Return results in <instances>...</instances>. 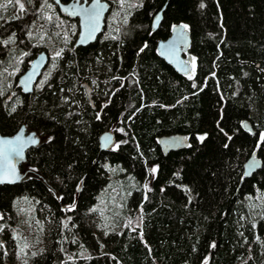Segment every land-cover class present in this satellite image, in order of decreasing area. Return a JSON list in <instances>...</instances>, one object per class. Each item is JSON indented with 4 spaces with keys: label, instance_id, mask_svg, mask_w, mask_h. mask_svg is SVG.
I'll list each match as a JSON object with an SVG mask.
<instances>
[{
    "label": "trees",
    "instance_id": "trees-1",
    "mask_svg": "<svg viewBox=\"0 0 264 264\" xmlns=\"http://www.w3.org/2000/svg\"><path fill=\"white\" fill-rule=\"evenodd\" d=\"M40 1L0 23V38L16 39L11 49L0 42V66L15 71L0 86V134L25 125L40 140L19 183L0 185V225H13L19 198L52 223L28 264H264V0H130L117 31L86 47L64 36L63 22L76 24L52 3L59 19L50 45L64 52L40 89L24 95L15 83L40 50L27 35ZM105 1L114 10L117 1ZM174 25L190 34L187 76L156 54ZM105 131L115 142L100 152ZM171 134L188 135L189 146L163 156L157 140ZM255 148L261 167L244 178ZM109 186L136 225L98 228L95 206ZM8 260L0 247V264Z\"/></svg>",
    "mask_w": 264,
    "mask_h": 264
},
{
    "label": "water",
    "instance_id": "water-1",
    "mask_svg": "<svg viewBox=\"0 0 264 264\" xmlns=\"http://www.w3.org/2000/svg\"><path fill=\"white\" fill-rule=\"evenodd\" d=\"M59 10L68 18L76 19L78 25V35L75 40V47H86L96 41L103 30L104 18L110 10V5L104 0H71L68 3H56V0H50ZM95 5V8L93 7ZM165 6L161 8L151 20V30L155 31L162 20V12ZM87 10V12H85ZM99 13V19L89 16L88 13ZM158 18V19H157ZM95 31H92L93 27ZM183 25H174L170 29L169 36L164 40H158L156 43V54L169 65L177 74L187 76L192 73L194 59L189 53L190 34L182 27ZM91 33V34H90ZM49 57L45 51H41L29 63L27 69L17 77L16 85L24 95H29L34 91L35 85L47 66ZM29 89L25 91V89ZM243 130L254 135L255 130L249 121L243 122ZM35 141V142H33ZM39 137L33 131H28L25 125L11 136L0 134V179L4 182L0 185H15L21 180L20 165L26 158V152L37 146ZM98 147L100 152L108 151L115 142L114 134L105 131L98 137ZM158 147L163 156L169 152H175L185 149L189 146V136L181 134L164 135L157 140ZM261 167V161L257 156V148L242 165V174L244 178L251 177ZM152 172V171H151Z\"/></svg>",
    "mask_w": 264,
    "mask_h": 264
},
{
    "label": "rangeland",
    "instance_id": "rangeland-1",
    "mask_svg": "<svg viewBox=\"0 0 264 264\" xmlns=\"http://www.w3.org/2000/svg\"><path fill=\"white\" fill-rule=\"evenodd\" d=\"M116 1L117 5L106 18L107 27L105 25L103 31L104 37L112 31H117L119 26L124 23V10L126 7L131 5L130 0ZM32 2L33 0H31V2H29V0H21V3L24 4V11H21L19 9V5L15 3V0H0V23H2L4 20H15L13 17V13L15 12H21V14H30L29 9L32 5ZM48 5L51 6L49 7ZM48 5L44 4V0H41L40 3H37L35 6V15H33L35 19L34 22L29 24L27 34L32 39V43L29 44V47L37 49L39 48L40 50L41 48L46 47L48 51H45L44 49L43 50L49 57L48 64L43 70L34 90L40 89V87L48 78L52 68L54 67L53 61L56 59V57L58 58L56 53L60 52L61 57L64 52L63 45H58L57 47H52V45H50L51 37L54 32V27L51 26L50 23L58 21L59 17L52 12L54 5L50 0H48ZM48 16H51V20L47 19ZM76 27L77 31L73 30L74 26H72L71 23L63 22L62 32L64 36L66 37L68 32L71 31V39H74L75 36L77 38L78 25ZM9 40V43H4V41ZM0 42H3V44L9 49L16 47V39L14 38L13 34H9L3 38H0ZM25 52L27 51H22L23 56ZM14 73L15 71L10 65L5 67L0 66V86L2 88L7 80V77H12ZM121 82H123V80H121ZM8 96H10V93H8ZM110 130L112 131V129ZM120 198H122V195H120L118 190L113 186L107 187L103 193L99 194L98 201L95 206L98 210L95 220H97L98 228L104 233L111 229L115 230L119 226H124L125 224H130L131 226L137 224L135 217L121 216L122 208L120 204ZM34 210L35 206L32 202L25 201L24 198H19L13 204V225L9 226L8 228H4L3 225H0V247L3 251V257H5L6 260L11 258L12 264H28L32 257L38 256L41 253L42 244L45 241L44 235H49V225L52 223L48 222L47 225V222L45 221L44 223L40 222V220L33 213ZM118 218L119 222L115 224V221ZM5 229H7L9 232L7 241L3 240L2 238ZM11 260H8V262Z\"/></svg>",
    "mask_w": 264,
    "mask_h": 264
},
{
    "label": "snow or ice",
    "instance_id": "snow-or-ice-1",
    "mask_svg": "<svg viewBox=\"0 0 264 264\" xmlns=\"http://www.w3.org/2000/svg\"><path fill=\"white\" fill-rule=\"evenodd\" d=\"M29 2H31V0H29ZM15 3L16 4H18L19 5V9L21 10V11H24V4L23 3H21V0H15ZM56 3L58 4L59 3V0H56ZM44 4L45 5H48V0H44ZM49 7L51 6V5H48ZM94 8H95V5L93 6ZM201 7H204V5L203 4H201ZM85 12H87V10H85ZM88 15L89 16H94L95 17V19H99V13L98 12H95V13H88ZM47 19L48 20H51V16H48L47 17ZM158 19V18H157ZM95 27H98V25H96V26H94L93 27V29H92V31H95ZM182 27H184V28H187V25H184V26H182ZM91 34V33H90ZM10 42V40L9 41H4V43L5 44H7V43H9ZM60 55V52H57L56 53V56H59ZM190 79H191V77H189ZM194 87H195V85H193ZM29 89H25V91H28ZM0 94H2V93H0ZM13 110H15V109H13ZM262 138H264V136H262ZM198 139L199 140H201V141H203L204 140V136H200V137H198ZM33 142H35V141H33ZM156 168L155 167H153L152 169H151V171L154 173V172H156ZM4 182V180L3 179H0V183H3ZM74 207V206H73ZM66 210H72V208L71 207H69L68 209H66ZM215 245H213V247H214Z\"/></svg>",
    "mask_w": 264,
    "mask_h": 264
},
{
    "label": "flooded vegetation",
    "instance_id": "flooded-vegetation-1",
    "mask_svg": "<svg viewBox=\"0 0 264 264\" xmlns=\"http://www.w3.org/2000/svg\"><path fill=\"white\" fill-rule=\"evenodd\" d=\"M88 1H89V0H87V2H88ZM104 1H105V0H104ZM106 2H107V1H106ZM107 3H108V2H107ZM108 4H109V3H108ZM109 5H110V10H109V12L106 14V16H105V18H104V26H103V30H102L101 34H102L103 31H104V28H105V25H106V18H107V16H108V14H109L111 11H113V8H112L111 4H109ZM56 15H57V14H56ZM73 20H74V23H75L76 26H77V20H76V19H73ZM42 51H43V50H42ZM39 52H41V50H39L38 52H36V54L39 53ZM36 54H35V55H36ZM34 57H35V56H34ZM34 57H33V58H34ZM33 58H32V59H33ZM32 59H31V60H32ZM31 60H30V62H31ZM30 62H29V63H30ZM193 67H194V66H193ZM192 69H193V68H192Z\"/></svg>",
    "mask_w": 264,
    "mask_h": 264
},
{
    "label": "bare ground",
    "instance_id": "bare-ground-1",
    "mask_svg": "<svg viewBox=\"0 0 264 264\" xmlns=\"http://www.w3.org/2000/svg\"><path fill=\"white\" fill-rule=\"evenodd\" d=\"M62 14V13H61ZM16 84V83H15ZM244 218V217H243Z\"/></svg>",
    "mask_w": 264,
    "mask_h": 264
}]
</instances>
